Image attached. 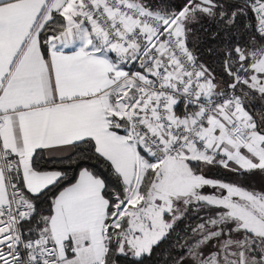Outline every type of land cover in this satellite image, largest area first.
Here are the masks:
<instances>
[{"label":"snow or ice","instance_id":"6c2138e0","mask_svg":"<svg viewBox=\"0 0 264 264\" xmlns=\"http://www.w3.org/2000/svg\"><path fill=\"white\" fill-rule=\"evenodd\" d=\"M257 101L264 0H0V264H264Z\"/></svg>","mask_w":264,"mask_h":264},{"label":"rangeland","instance_id":"374dc122","mask_svg":"<svg viewBox=\"0 0 264 264\" xmlns=\"http://www.w3.org/2000/svg\"><path fill=\"white\" fill-rule=\"evenodd\" d=\"M260 106L258 111L264 110V105H261L259 101L256 102ZM224 176L216 174V168H209L206 170V175L210 178H216L224 181L234 182L243 185L245 188L255 190L257 192H264V174L259 172H253L245 174L244 176H235L229 171L222 169ZM205 191H210V189H205Z\"/></svg>","mask_w":264,"mask_h":264},{"label":"trees","instance_id":"16d2710c","mask_svg":"<svg viewBox=\"0 0 264 264\" xmlns=\"http://www.w3.org/2000/svg\"><path fill=\"white\" fill-rule=\"evenodd\" d=\"M215 25L214 24H211L209 23L207 20H204L203 21V25L202 26H196V35L199 39V42H200V52L202 54V59H205L206 61H208V63L210 65L213 64V57L209 56L207 53L204 52V49L211 46L214 42L213 41H210L207 39V31H205V29H207L208 31H214L215 30ZM242 42H243V38H242ZM254 108L257 110L260 108V106H258L257 103H255L254 105ZM222 172V169L221 168H216V174L217 175H223ZM231 174L235 175V176H242V175H238L236 173H232L230 172ZM245 174H248V173H245ZM243 174V176L245 175ZM181 227H183V225H181ZM148 264H152V262H148Z\"/></svg>","mask_w":264,"mask_h":264},{"label":"crops","instance_id":"0c3cea01","mask_svg":"<svg viewBox=\"0 0 264 264\" xmlns=\"http://www.w3.org/2000/svg\"><path fill=\"white\" fill-rule=\"evenodd\" d=\"M222 169V168H221ZM225 170V169H224ZM227 171V170H226Z\"/></svg>","mask_w":264,"mask_h":264}]
</instances>
